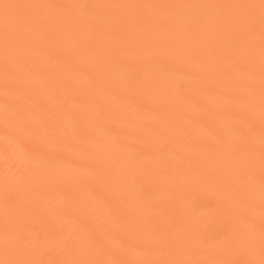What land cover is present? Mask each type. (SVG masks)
I'll use <instances>...</instances> for the list:
<instances>
[{
  "label": "bare ground",
  "instance_id": "1",
  "mask_svg": "<svg viewBox=\"0 0 264 264\" xmlns=\"http://www.w3.org/2000/svg\"><path fill=\"white\" fill-rule=\"evenodd\" d=\"M5 3L66 7L20 25L7 76L0 7V262L260 264L258 28L253 70L243 9L117 7L260 0Z\"/></svg>",
  "mask_w": 264,
  "mask_h": 264
},
{
  "label": "snow or ice",
  "instance_id": "2",
  "mask_svg": "<svg viewBox=\"0 0 264 264\" xmlns=\"http://www.w3.org/2000/svg\"><path fill=\"white\" fill-rule=\"evenodd\" d=\"M2 24H3V40L5 50V75L14 67L10 62V55L17 50V41L20 35V25H40L47 18L39 14L40 9H54L59 7H66L61 5H40V4H8L5 3L2 6ZM117 7H132V8H145V7H159L163 9H186V8H238L243 9L244 12L241 16L236 17L234 22L239 25V31L243 34V39L238 41L239 47L235 48L232 55H241L246 58V66L255 70L256 68V38L255 33L257 28L259 30V123L261 128V180L259 183V192L262 203H264V0H260L257 4H245V5H127ZM258 10V16H257ZM206 17L200 16L199 21L205 22ZM141 27V25H138ZM18 54V53H17ZM200 51L198 47H192L190 52L187 53L189 57L199 55ZM247 104L249 109V121L246 124V130L238 133L241 140H248L252 134V129L255 126V111L257 105L256 91L254 85H250L246 89ZM7 111V107H6ZM8 117H6L7 122ZM18 148V142L12 146V150L15 152ZM238 151V150H234ZM7 159V157H6ZM249 184H253L255 177L249 176ZM251 191V189H249ZM252 227V225H249ZM78 226L72 225L70 227L71 232H76ZM261 245L264 249V226H262ZM0 264H26L23 261H7L0 262ZM69 264H76V262H69ZM112 264H123L122 261H115ZM260 264H264V259H261Z\"/></svg>",
  "mask_w": 264,
  "mask_h": 264
}]
</instances>
